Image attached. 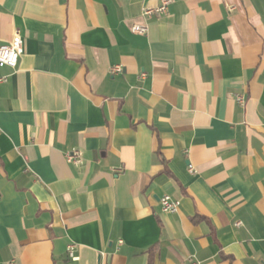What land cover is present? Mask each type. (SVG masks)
Here are the masks:
<instances>
[{"label": "crops", "instance_id": "0c3cea01", "mask_svg": "<svg viewBox=\"0 0 264 264\" xmlns=\"http://www.w3.org/2000/svg\"><path fill=\"white\" fill-rule=\"evenodd\" d=\"M160 1L0 0V264H264V0Z\"/></svg>", "mask_w": 264, "mask_h": 264}, {"label": "built area", "instance_id": "2783aa9c", "mask_svg": "<svg viewBox=\"0 0 264 264\" xmlns=\"http://www.w3.org/2000/svg\"><path fill=\"white\" fill-rule=\"evenodd\" d=\"M170 1L171 0H161L160 4L157 5L156 7L145 8L144 15L152 16L154 14L167 13ZM131 30L134 33L145 34L147 33L148 28L145 25H133ZM23 47H24V41L22 37L20 36V34L18 33L13 37L12 41L5 43V44H1L0 45V68L5 67V66L16 68L19 63L20 57L23 53ZM113 71L119 72L121 71V67H115ZM5 80H6V77L0 75V91H1V85L4 83ZM237 101L240 103H243L244 97L238 96ZM65 157L68 162H71L74 164H81L83 161L82 151L77 148L72 149L71 151H68L65 154ZM160 201H161L162 211L170 212V213L177 212L181 204L180 200L175 199L171 197L170 195H164ZM75 247H76L75 244H70L67 247L68 255L73 259L77 258L75 255ZM193 264H200V263L195 261L193 262Z\"/></svg>", "mask_w": 264, "mask_h": 264}]
</instances>
